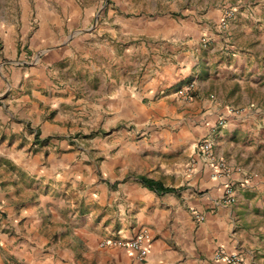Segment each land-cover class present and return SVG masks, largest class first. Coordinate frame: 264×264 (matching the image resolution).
<instances>
[{
    "label": "crops",
    "instance_id": "0c3cea01",
    "mask_svg": "<svg viewBox=\"0 0 264 264\" xmlns=\"http://www.w3.org/2000/svg\"><path fill=\"white\" fill-rule=\"evenodd\" d=\"M174 1L142 29H35L25 67L1 47L0 264H138L100 244L143 230L149 264H264V0L226 29L227 0ZM203 140L228 178L196 157ZM226 183L234 203L216 205Z\"/></svg>",
    "mask_w": 264,
    "mask_h": 264
},
{
    "label": "rangeland",
    "instance_id": "374dc122",
    "mask_svg": "<svg viewBox=\"0 0 264 264\" xmlns=\"http://www.w3.org/2000/svg\"><path fill=\"white\" fill-rule=\"evenodd\" d=\"M242 1L245 5L253 7L260 0H227L229 6L223 10V15L230 12L232 18L234 13L241 9ZM174 2L178 9L185 6L178 0ZM130 3L131 5H128L123 0H0V53L1 47L2 50L6 48L5 57L12 55L10 59L13 64L28 62L30 59L23 58L29 55L31 57L30 52H26L23 57L18 54L21 51L25 53L28 40L35 29H66L64 37L67 35L82 37L92 29H125L133 26L142 29L139 24H131L132 21L136 22L137 17L151 21L159 14L158 9L164 7L158 5V0H131ZM178 15V11L173 14L175 17ZM117 19L120 22H117ZM84 41L87 42V39ZM144 66L145 64L141 62L139 72L144 70ZM192 91L193 86L187 93L186 100L175 96L183 101H189L192 98Z\"/></svg>",
    "mask_w": 264,
    "mask_h": 264
},
{
    "label": "built area",
    "instance_id": "2783aa9c",
    "mask_svg": "<svg viewBox=\"0 0 264 264\" xmlns=\"http://www.w3.org/2000/svg\"><path fill=\"white\" fill-rule=\"evenodd\" d=\"M231 18V13L227 12L224 13L222 18L219 21V27L221 29L226 28L228 20ZM201 46L205 47L207 45V40L205 38H201L200 40ZM192 84L186 85L182 89H178L175 92V95L186 100L188 97V92L192 89ZM217 127H222L223 122L218 121L216 124ZM196 157L198 160H202L208 164V168L210 169V177L212 179L218 178H228L230 174V168L224 161V159L217 157L212 151L211 142L208 140L201 141L196 146ZM190 166H193L194 161L193 159L189 162ZM233 187L231 184L226 183L223 189V193L218 201H216V205L219 206H228L234 203V194H233ZM193 218L197 222L203 221V216L191 213ZM148 238L146 231H141L133 238L129 240H113L108 239L101 242L100 246H116L130 249L134 252L135 259L138 264H149L146 260V248L145 242ZM213 260L220 262L221 264H243L241 258L236 253L226 254L222 251H217L213 255Z\"/></svg>",
    "mask_w": 264,
    "mask_h": 264
},
{
    "label": "trees",
    "instance_id": "16d2710c",
    "mask_svg": "<svg viewBox=\"0 0 264 264\" xmlns=\"http://www.w3.org/2000/svg\"><path fill=\"white\" fill-rule=\"evenodd\" d=\"M140 183H141V185H143L147 189H149L151 191H154L156 193H159V192L160 193H170V192H174L173 189H170V188H162L159 185H157L156 183H154L153 181L148 180V179L141 178L140 179Z\"/></svg>",
    "mask_w": 264,
    "mask_h": 264
}]
</instances>
